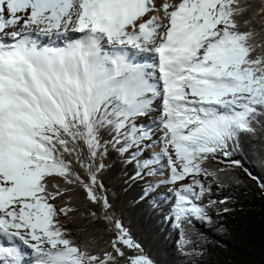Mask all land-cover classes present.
<instances>
[{"label": "snow or ice", "instance_id": "snow-or-ice-1", "mask_svg": "<svg viewBox=\"0 0 264 264\" xmlns=\"http://www.w3.org/2000/svg\"><path fill=\"white\" fill-rule=\"evenodd\" d=\"M251 8L248 0H165L161 8L154 0H0V264H26L25 254L28 264H153L126 257L124 248L140 245L108 214L97 164L103 132L113 146L123 139L139 149L148 132L134 119L148 114L151 98L161 100L154 123L170 181L192 177L176 192V226L211 222L190 199L206 191L196 177L216 178L205 162L228 157L229 142L264 117V0L241 31ZM69 32L81 35L63 48L31 38ZM129 49L155 53L156 82ZM77 188L104 209L79 215L116 230L112 251L92 254L70 239L60 217L74 219Z\"/></svg>", "mask_w": 264, "mask_h": 264}, {"label": "trees", "instance_id": "trees-1", "mask_svg": "<svg viewBox=\"0 0 264 264\" xmlns=\"http://www.w3.org/2000/svg\"><path fill=\"white\" fill-rule=\"evenodd\" d=\"M248 1L252 8L241 18V31L247 30L243 20L250 18L261 4V0ZM259 119L261 123L253 124L254 133L242 132L229 142L231 154L224 161L238 160L239 167H226L218 160V154L203 165L215 172L216 178L196 177L206 189L197 202L206 208L211 222L193 218L181 227L176 226L173 213L162 209L166 198L153 199L155 196L149 194L153 183L133 178L142 165L131 160L138 149L127 147V151L121 152L119 149L128 142L122 139L113 146V134L102 133L101 141L107 150L97 159V164L104 165L98 179L103 185L100 191L110 205L107 212L140 245L139 252L124 248L126 257L142 254L153 264H264V117ZM69 195L78 212L70 213L74 219L63 216L60 219L70 232V239L78 245L87 244L92 254L112 251L114 227L104 219L79 215L95 211L103 216L104 209L87 202L81 189H74ZM225 208L229 211L225 212ZM182 235L190 243H183ZM118 259L121 264H127L126 258Z\"/></svg>", "mask_w": 264, "mask_h": 264}, {"label": "rangeland", "instance_id": "rangeland-1", "mask_svg": "<svg viewBox=\"0 0 264 264\" xmlns=\"http://www.w3.org/2000/svg\"><path fill=\"white\" fill-rule=\"evenodd\" d=\"M155 2H156V4L158 3V6H160V7H158V8H161V6H162V4L165 2V0H156ZM169 2H173V0H169ZM248 2H249V1H248ZM257 6H258V5H257ZM160 12H162V10H161ZM262 126L264 127V123H262Z\"/></svg>", "mask_w": 264, "mask_h": 264}, {"label": "bare ground", "instance_id": "bare-ground-1", "mask_svg": "<svg viewBox=\"0 0 264 264\" xmlns=\"http://www.w3.org/2000/svg\"><path fill=\"white\" fill-rule=\"evenodd\" d=\"M154 3H155V5H156V7L158 8V7H160V6H158V3L156 4V2L154 1ZM156 14H159V15H163V13L162 12H159V13H156ZM152 127H154V126H152ZM157 153H159V152H157Z\"/></svg>", "mask_w": 264, "mask_h": 264}]
</instances>
